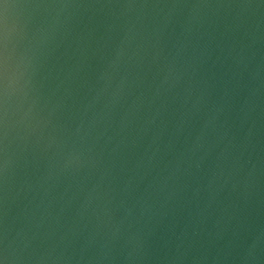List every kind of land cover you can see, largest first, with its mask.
I'll return each instance as SVG.
<instances>
[{
    "label": "water",
    "instance_id": "1",
    "mask_svg": "<svg viewBox=\"0 0 264 264\" xmlns=\"http://www.w3.org/2000/svg\"><path fill=\"white\" fill-rule=\"evenodd\" d=\"M0 264H264V0H0Z\"/></svg>",
    "mask_w": 264,
    "mask_h": 264
}]
</instances>
